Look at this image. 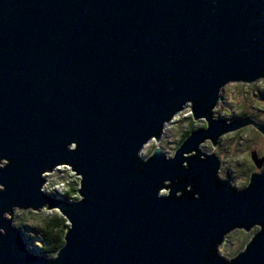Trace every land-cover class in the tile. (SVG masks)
<instances>
[{
    "label": "water",
    "instance_id": "1",
    "mask_svg": "<svg viewBox=\"0 0 264 264\" xmlns=\"http://www.w3.org/2000/svg\"><path fill=\"white\" fill-rule=\"evenodd\" d=\"M262 70L264 0H0V155L12 161L0 212L65 207L74 229L56 264H217L207 249L221 231L264 224V176L237 193L214 186V159L179 168L224 122L194 132L175 161L157 155L138 173L133 157L183 100L204 114L218 84ZM60 160L84 173L83 203L38 192L40 170ZM176 177L173 192L192 177L200 199H157ZM0 227V264H45L20 230ZM233 264H264V232Z\"/></svg>",
    "mask_w": 264,
    "mask_h": 264
},
{
    "label": "clouds",
    "instance_id": "2",
    "mask_svg": "<svg viewBox=\"0 0 264 264\" xmlns=\"http://www.w3.org/2000/svg\"><path fill=\"white\" fill-rule=\"evenodd\" d=\"M196 105L194 99L183 100L160 120L156 130L141 139L133 157L136 171L143 173L149 161L157 155L165 162L175 161L177 153L194 132L207 131L212 123L222 120L227 130L215 138L204 136L193 149L181 152L179 168L189 171V161L194 158L200 161L214 159L215 187L227 183L237 193L247 191L253 176H264V70L253 79L231 78L218 84L204 114H196ZM242 120L248 122L233 127L234 121ZM64 148L67 152H75L79 143L72 139ZM11 164L7 156L0 155V172ZM37 179L40 194L60 200L64 205L80 204L86 198L82 194L84 173L70 162L60 160L41 169ZM193 179L185 177L184 187L174 192L173 186L180 183L181 178L161 179L154 195L157 199L199 200L200 193L191 182ZM6 191V185L0 183V194ZM0 221L7 222L15 230L27 228L24 231L27 248L42 255L45 264H56L74 229L67 209L50 205L48 201L38 206L13 204L9 210L0 212ZM262 232L264 224L261 223L233 224L219 233L207 253L217 264H233ZM6 235L5 228L0 227V237Z\"/></svg>",
    "mask_w": 264,
    "mask_h": 264
},
{
    "label": "rangeland",
    "instance_id": "3",
    "mask_svg": "<svg viewBox=\"0 0 264 264\" xmlns=\"http://www.w3.org/2000/svg\"><path fill=\"white\" fill-rule=\"evenodd\" d=\"M28 229L27 228H25L24 229V231H27ZM21 231V230H20ZM24 231H21L22 232V234H23V236H24ZM25 238V237H24ZM30 242V241H29ZM27 243V242H26ZM34 253V252H33Z\"/></svg>",
    "mask_w": 264,
    "mask_h": 264
}]
</instances>
